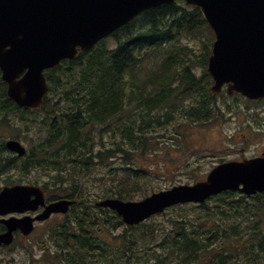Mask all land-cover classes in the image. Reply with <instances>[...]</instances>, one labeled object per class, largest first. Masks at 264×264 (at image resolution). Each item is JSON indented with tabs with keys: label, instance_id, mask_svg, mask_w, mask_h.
I'll return each mask as SVG.
<instances>
[{
	"label": "trees",
	"instance_id": "16d2710c",
	"mask_svg": "<svg viewBox=\"0 0 264 264\" xmlns=\"http://www.w3.org/2000/svg\"><path fill=\"white\" fill-rule=\"evenodd\" d=\"M185 37L202 41V54ZM214 38L200 9L185 0L147 9L75 60L48 69L50 90L37 110L8 98L0 71V125L26 124L37 136L18 168L26 176L41 168L53 198L76 200L51 228L55 251L45 244V256L56 264H264V192L229 190L128 226L115 210L97 206L90 191L147 196L153 169L139 154L156 157L167 147L160 134L174 122L216 116L206 73Z\"/></svg>",
	"mask_w": 264,
	"mask_h": 264
},
{
	"label": "water",
	"instance_id": "95a60500",
	"mask_svg": "<svg viewBox=\"0 0 264 264\" xmlns=\"http://www.w3.org/2000/svg\"><path fill=\"white\" fill-rule=\"evenodd\" d=\"M175 0H0V69L8 97L25 109L43 106L49 90L45 70L63 59H76L80 51L129 23L143 11ZM197 5L216 34L207 72L215 79L211 90L219 93L226 82L251 98L264 96V0H186ZM231 90V89H230ZM7 145L19 155L24 145L10 139ZM245 194L264 191V158L230 161L213 168L207 178L154 192L140 200L104 198L97 205L116 210L126 224L135 225L179 203L204 202L226 190ZM33 195L35 197L33 198ZM60 199L36 218L9 221L10 231L0 235L12 241L11 231L34 230V221L53 212L66 213L74 203ZM0 204L6 212L35 210L45 205L41 187H5Z\"/></svg>",
	"mask_w": 264,
	"mask_h": 264
},
{
	"label": "rangeland",
	"instance_id": "374dc122",
	"mask_svg": "<svg viewBox=\"0 0 264 264\" xmlns=\"http://www.w3.org/2000/svg\"><path fill=\"white\" fill-rule=\"evenodd\" d=\"M208 41L206 37L205 42ZM183 43L191 46L197 54H202L203 42L195 37H185ZM211 46V45H210ZM199 58V57H198ZM194 69L198 77L203 74V69L198 64L197 57H194ZM148 64L145 66L146 71ZM202 72V73H201ZM222 99L220 103L222 104ZM9 117L7 116V122ZM234 120H229L226 110L224 108V115L216 118L215 121L196 122L192 120H182L179 124L174 122L168 125L169 134H160L161 139L168 141L167 147L160 145L157 148L158 155L156 157H143L139 154L138 161L148 168H152L153 172L150 174L153 177V183L147 189L148 194L153 192L166 190L175 185L193 184L197 179L204 178L206 174L218 163L232 160L238 156L240 148L253 147L252 143L245 142V132H239L238 136L234 132ZM178 129V130H177ZM179 131V132H178ZM240 135V136H239ZM0 139L18 137L30 150L34 139H37L35 133L28 132L26 124L20 126L9 127L0 125ZM233 136L235 139H233ZM109 140V139H108ZM111 144V143H110ZM236 148V149H233ZM162 149H167L162 151ZM13 168L0 171V184L9 178L10 183L21 181L20 176L12 173ZM32 175H24L23 178L28 180H38L42 185L49 177L43 170L36 169L32 171ZM91 187V185H90ZM98 187L90 188L93 193V198H98ZM49 194V193H48ZM142 197L136 198L140 199ZM97 199V200H98ZM62 216H55L48 222L39 224L33 236L37 245L33 246L30 253L21 251L17 256L18 264H56L52 254L45 256L48 249H44L45 244L51 245L52 252L55 251L53 241L49 239L51 228L57 225ZM157 221L164 220L163 218L155 219ZM28 252V251H27ZM32 261L34 263H32Z\"/></svg>",
	"mask_w": 264,
	"mask_h": 264
},
{
	"label": "flooded vegetation",
	"instance_id": "af4514ba",
	"mask_svg": "<svg viewBox=\"0 0 264 264\" xmlns=\"http://www.w3.org/2000/svg\"><path fill=\"white\" fill-rule=\"evenodd\" d=\"M193 71L194 74L197 75L194 68ZM210 80L211 83L214 82L213 79ZM232 84L233 82L227 83L224 86L222 92L217 95L215 99H213L214 108L217 109V113L216 116H213L210 119V121H215L217 117L224 115L225 108L229 120H234L235 128L233 134L238 136L239 132H245V137L243 140L245 142L252 143L253 147L240 148L238 156L234 157L232 160L242 161L254 157H264V96L251 98L241 91L236 90ZM221 99L223 100L222 104L220 103ZM233 139H235L234 136ZM7 140L8 138H2L0 142V164H6L4 168H7L13 163V165L15 166L13 167L12 172L9 173V176L12 173H15L22 179H20L21 181H16L12 184L10 183L11 181H9V178L7 180L5 179L3 184H0V195L2 194V191L6 186L20 183L32 185L40 184V181L38 180L26 181L23 178L25 174L18 168V165L21 166L23 164V162L25 161L24 158H26V156H20L17 152L10 150L7 145ZM6 172H9V168ZM31 175L32 174H30V176ZM44 190L46 195V206L47 204L51 203V201H53L52 197L54 193H52V195H49L48 191L45 188ZM45 206L40 205L35 210H28L25 212H6L5 210L7 209V206L0 204V235H5L10 231L9 221H16L17 219H22L26 216L35 218L44 211ZM57 215L58 214H53L49 219L45 221L36 219L37 221L35 220V228L29 234H25L21 228H17L10 232L12 241L6 242L5 239H1L0 264H18L19 259L17 260V255L21 253V251L24 253H30L33 250V246L37 245V242L33 239V236L37 230L38 225L48 222L51 218ZM32 263L34 262L32 261Z\"/></svg>",
	"mask_w": 264,
	"mask_h": 264
}]
</instances>
